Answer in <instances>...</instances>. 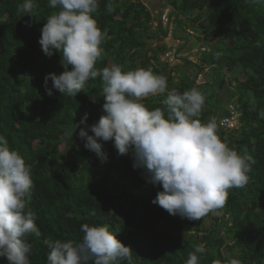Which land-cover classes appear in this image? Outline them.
<instances>
[{
    "label": "trees",
    "instance_id": "1",
    "mask_svg": "<svg viewBox=\"0 0 264 264\" xmlns=\"http://www.w3.org/2000/svg\"><path fill=\"white\" fill-rule=\"evenodd\" d=\"M163 1L174 16L176 37L188 39L177 30L184 31L187 22L206 33L208 50H198L197 61L185 58L191 72L162 60L168 50L164 41L168 30L141 0H99L94 16L108 37L95 66L151 69L166 77L169 91L182 93L193 87L201 91L206 96L201 122L215 119L218 135L229 147L255 158L249 183L228 190L226 204L218 210L221 215L210 228L203 227L206 216L190 221L153 204L162 186L148 183L144 171L133 168L131 154L118 155L112 141L104 142L109 159L101 163L78 134L72 139L64 136L85 113L88 125L106 113L100 77L86 82L76 97L54 88L49 96L45 90V75L64 71L59 52L48 57L39 44L46 18L59 9L50 8L48 0H36L34 15L23 16L18 5L24 0H0V135L32 169L34 185L26 197V210L35 213L40 235L28 237L30 264H47L50 242H80L84 223L106 225L131 247V260L121 264H186L197 247L204 249L197 253L200 264H264V118L259 116L264 110V4ZM206 68L211 69L209 80L196 84V76ZM225 70L236 77L231 97L237 98L239 126L234 129L219 123L229 113L217 98L225 84ZM48 87L52 88L51 80ZM166 95H150L141 102L149 110L162 108ZM189 227L195 232H189ZM0 264H8L7 259L0 256Z\"/></svg>",
    "mask_w": 264,
    "mask_h": 264
},
{
    "label": "clouds",
    "instance_id": "2",
    "mask_svg": "<svg viewBox=\"0 0 264 264\" xmlns=\"http://www.w3.org/2000/svg\"><path fill=\"white\" fill-rule=\"evenodd\" d=\"M254 2L264 4V0ZM36 6V0H24L18 12L34 15ZM48 6L59 10L46 18L39 44L48 57L59 52L64 71L45 75L47 94L53 95L54 88L62 95L76 97L90 79L100 77L104 82L102 107L106 114L88 125L85 113L65 130V138L78 134L101 163L109 159L104 142L112 141L118 155L131 154L133 168L142 169L148 183L162 186L152 203L190 221L222 209L229 189L249 183L255 158L229 147L218 135L215 119L201 122L206 101L201 91L195 87L182 93L169 91L166 77L151 69L123 71L119 65L96 68L103 53L101 44L108 37L94 16L99 0H48ZM106 10L113 11L111 4ZM165 93L162 108L149 110L141 102ZM259 116L264 118V110ZM33 185L31 165L0 135V256L8 264H30L32 244L28 237L40 235L35 213L26 210V197ZM81 231L80 242L57 239L48 243L47 264H121L131 260V247L106 225L84 223ZM203 251L195 248L186 264H200L197 253Z\"/></svg>",
    "mask_w": 264,
    "mask_h": 264
},
{
    "label": "rangeland",
    "instance_id": "3",
    "mask_svg": "<svg viewBox=\"0 0 264 264\" xmlns=\"http://www.w3.org/2000/svg\"><path fill=\"white\" fill-rule=\"evenodd\" d=\"M148 8L149 10L152 12V15L156 18H158L160 16V14L162 13V11H166V10H170L169 7H163V0H141ZM188 23V24H187ZM184 23L183 27H184V31L182 29H180L179 27V33L182 35H187L189 36L188 39H185V42L183 43H176V41L174 40L175 38H172L170 36H167L165 38V43L168 46V50L171 48L172 53L170 55V57H168L169 62L171 64V66L176 65V64H180L181 66H184V69L187 70L188 72L192 71L191 67H185V58H188L189 60H193V61H197L198 60V50H204L203 47L206 48V50H208V46L205 43V40L203 39L206 36V33H204V29H200L196 30L194 29L192 26H190V23L187 22ZM155 24V22H154ZM176 24L174 23V26ZM184 32V33H183ZM202 35L201 39H197V36ZM216 39V38H214ZM156 44V41H154L153 45ZM170 47V48H169ZM164 57V55L162 56ZM161 57V58H162ZM163 61H165V59L162 58ZM224 78H225V84L223 85V87L221 89H219L218 91V95L217 98L219 99V105L222 107H227L228 109L231 108V105L236 107V100L237 98H232L231 94L233 92H235L236 89H234V84H235V80L236 77L232 74H230L227 70L224 71ZM202 77H201V76ZM211 75V69L210 68H206L205 72L199 74L196 76V80L199 79V82L196 81V84H201L206 82L207 80H209ZM239 78H242V76H240ZM232 80V83H229V81ZM214 100H216V98H213ZM213 100V101H214ZM237 108V107H236ZM239 121V118H238ZM239 126V124H238ZM221 212H219L217 210V212H210L208 215H206L205 220H201L203 223V227L204 228H210L211 224L213 222H215V219L218 220V217H220ZM197 222L193 223V226H197ZM189 232L194 233L195 230H193L191 227L188 228ZM224 252H226V250L224 249ZM232 261V259H231ZM228 264H234V263H228ZM235 264H237L235 262Z\"/></svg>",
    "mask_w": 264,
    "mask_h": 264
},
{
    "label": "built area",
    "instance_id": "4",
    "mask_svg": "<svg viewBox=\"0 0 264 264\" xmlns=\"http://www.w3.org/2000/svg\"><path fill=\"white\" fill-rule=\"evenodd\" d=\"M160 20L163 26H165L168 30V36L175 38L174 40L176 41V43H183L184 40L181 38L176 37L175 34V26H174V16L171 15V11L170 10H164L162 12V14H160ZM158 21H155V25H157ZM170 48V47H169ZM203 49H205V47H203ZM172 49L170 48L169 50H167L164 53V57H162L163 59H165L166 61H169L168 57H170L172 51ZM201 74V73H200ZM199 75V74H198ZM201 76V75H200ZM202 77V76H201ZM197 82H199V79L196 80ZM239 112L237 111L236 107L231 105V108H229V113L228 115L222 116L219 120L220 126L223 127L224 129H234L238 127L239 121Z\"/></svg>",
    "mask_w": 264,
    "mask_h": 264
},
{
    "label": "bare ground",
    "instance_id": "5",
    "mask_svg": "<svg viewBox=\"0 0 264 264\" xmlns=\"http://www.w3.org/2000/svg\"><path fill=\"white\" fill-rule=\"evenodd\" d=\"M177 30H178V28H177Z\"/></svg>",
    "mask_w": 264,
    "mask_h": 264
}]
</instances>
